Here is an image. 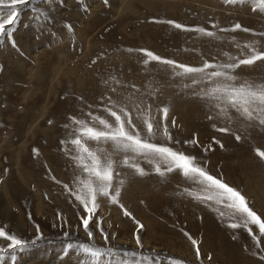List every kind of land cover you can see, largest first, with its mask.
Instances as JSON below:
<instances>
[{
  "label": "rangeland",
  "instance_id": "374dc122",
  "mask_svg": "<svg viewBox=\"0 0 264 264\" xmlns=\"http://www.w3.org/2000/svg\"><path fill=\"white\" fill-rule=\"evenodd\" d=\"M254 7L251 0H29L20 6L12 38L0 37V226L28 244L13 249L0 238V264H78L75 249L67 256L63 251L70 242L90 243L81 221L83 206L64 187L74 191L77 177L86 175L74 159L78 153L71 140L79 125L70 117L100 127L92 117L112 121L105 111L111 102L129 105L142 136L146 114L157 133L152 142L194 156L210 175L237 189L264 220V159L257 155L264 151V126L234 109L226 121L217 115L215 101L198 95L210 81L193 84L166 65H145L138 51L192 67L233 63L251 54L246 45L264 51V11ZM35 9L44 14L39 21ZM168 20L193 31L176 29ZM236 23L250 31H232ZM199 28L214 35L194 31ZM225 71L238 77L236 83H264V60ZM165 125L171 140L162 136ZM225 126L229 132L218 130ZM88 144L112 153V191H120L119 204L97 198L90 222L97 245L114 247L119 256L135 251L136 259L150 257L142 264H264L258 226L250 225L255 240L247 229L230 227L238 223L231 210L196 199L205 195L202 186L182 172L115 152L111 142ZM125 156L145 174L123 164ZM124 209L131 215L125 216Z\"/></svg>",
  "mask_w": 264,
  "mask_h": 264
},
{
  "label": "snow or ice",
  "instance_id": "6c2138e0",
  "mask_svg": "<svg viewBox=\"0 0 264 264\" xmlns=\"http://www.w3.org/2000/svg\"><path fill=\"white\" fill-rule=\"evenodd\" d=\"M225 2L236 4L248 2V0H225ZM251 2L255 4L254 10L259 9L260 11H264V0H251ZM28 3L29 0H0V17H6L0 18V37L7 36L9 39L12 38L14 26L20 19V6H26ZM34 11L37 13L35 19L39 21L44 14L40 13L39 9H35ZM165 23L172 25L176 29L193 31V29H188L184 25L172 20L165 21ZM6 25L12 27L6 28ZM238 29L245 32L250 31L247 28H242L239 23H236L232 31ZM194 31L207 36L214 35V33L208 32L203 28L195 29ZM13 46H15L14 41ZM246 47L251 48V54L247 55L246 58H241L233 63L218 65L205 62L202 67H192L177 63L171 59H164L146 49L138 51L142 52L146 57L143 61L145 65L153 61L166 65L172 69L174 76L188 77L193 84L201 83L204 80L210 81L211 86L206 90H202L198 95L206 97L210 101H215L213 106L219 109L217 115L224 117L226 121H231L232 117L229 110L234 109L244 120L252 123L258 122L259 125L264 126V83L257 84L250 81L236 83L238 77L229 71H225V69H228L234 72L235 69L242 65L251 66L257 61L264 60V51L258 50L251 45H246ZM207 69L216 70L208 72ZM217 78L222 79L217 82ZM185 86L187 87L188 85ZM129 100L132 101V97H129ZM111 104L112 106L106 107L105 111L111 118H114L112 121L99 116L92 117L100 127L89 126L84 120L70 117L75 124L79 125L77 129L78 134L71 140V143L76 146L78 153L74 159L78 161V165L86 175L84 178L77 177L76 182L78 186L74 191L69 189L68 185H64V187L83 206L86 218L82 216L81 221L90 243H67L63 250L65 256L75 249V252L81 257L78 264H142V261L150 260L148 256L136 259L138 253L135 251H125L123 256H119L114 247H104L96 244L93 230L90 228V222L93 221V217L99 207L97 198L105 197L111 203L119 204L120 191L119 189H116L114 192L112 191L114 180L112 153L105 151L102 147L95 149L90 147L89 141L95 142L97 145L111 142L115 152L133 153L145 158L149 163L153 161L163 162L167 172H182L184 177L202 186L201 192L205 193V195L201 196L197 194L196 199L215 201V203L223 204L227 209L231 210L232 217L237 219L238 223H232L230 227L234 229L243 227L247 229L250 235H253L250 225L258 226L259 233L264 235V220L249 207L246 198L237 189L210 175L204 167L196 162L194 156L186 155L181 151L173 150L171 147L152 142L157 133L154 131V125L147 118L146 114H142L143 123L146 126V134L142 136L136 130V125L133 123L129 105L117 102H111ZM135 107H139V105L135 104ZM161 111L164 114V118H166L169 109L164 107ZM172 123L175 125V121ZM218 130L229 132L230 128L225 126ZM162 136L168 140L172 139L166 125L163 127ZM240 138L239 135L236 136L237 140H240ZM194 142L189 141L186 143ZM257 155L264 159V151L257 150ZM123 164L135 169L140 175L145 174L139 164L132 162L131 157L125 156ZM156 171L164 175L159 166L156 167ZM119 183L122 186L124 180L121 179ZM120 207L123 209L124 206L120 204ZM221 214L223 215L224 213ZM124 215L130 216L131 213L124 209ZM136 223L139 225L138 221ZM139 227L142 228L143 225H139ZM37 231L39 233L38 226ZM100 232L107 245L109 241L108 235L102 228ZM64 236L70 239L68 232H64ZM0 238L10 241L8 247L13 249L19 248L23 250L28 244V241H25L23 238H17L15 234L8 233L2 226H0ZM38 238L40 237L38 236ZM135 239L137 245L142 246L138 234L135 236ZM253 239L255 240L257 237L253 235ZM191 242L193 245L197 244L194 239H191ZM32 243H35V241H32ZM0 251H4V249H0ZM197 256H199L198 248ZM12 259L15 260V257H12ZM174 264H182V262L175 261Z\"/></svg>",
  "mask_w": 264,
  "mask_h": 264
}]
</instances>
